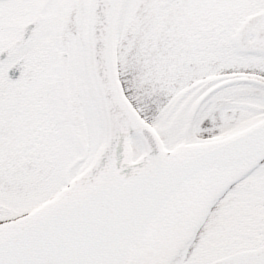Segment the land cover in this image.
<instances>
[{
	"label": "snow or ice",
	"instance_id": "snow-or-ice-1",
	"mask_svg": "<svg viewBox=\"0 0 264 264\" xmlns=\"http://www.w3.org/2000/svg\"><path fill=\"white\" fill-rule=\"evenodd\" d=\"M0 264H264V0H0Z\"/></svg>",
	"mask_w": 264,
	"mask_h": 264
}]
</instances>
